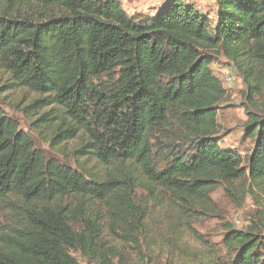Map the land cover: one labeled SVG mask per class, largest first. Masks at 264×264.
Listing matches in <instances>:
<instances>
[{
	"label": "trees",
	"instance_id": "obj_1",
	"mask_svg": "<svg viewBox=\"0 0 264 264\" xmlns=\"http://www.w3.org/2000/svg\"><path fill=\"white\" fill-rule=\"evenodd\" d=\"M119 3L0 0V90L40 98L53 149L78 140L73 167L0 112V264H264L255 225L219 245L191 228L211 191L264 182V0H215L214 21ZM220 58L244 87L246 165L219 145Z\"/></svg>",
	"mask_w": 264,
	"mask_h": 264
},
{
	"label": "rangeland",
	"instance_id": "obj_2",
	"mask_svg": "<svg viewBox=\"0 0 264 264\" xmlns=\"http://www.w3.org/2000/svg\"><path fill=\"white\" fill-rule=\"evenodd\" d=\"M121 8L128 14L136 12H145L150 15L155 14V10H151L144 6L146 3H160L163 0H118ZM184 2L186 0H183ZM192 3H205L199 0ZM206 3H213L208 0ZM155 5V4H153ZM201 6V4H198ZM206 8H212L206 6ZM153 9V8H152ZM229 68L233 73V81L228 82L223 75V69ZM211 70L218 80L222 83L226 91V98L220 105L217 121L220 125L218 134L219 145L223 149H229L237 153L246 165L247 158L250 156L253 148V141L244 138L243 124L246 122L245 109L246 101L241 96L244 90L241 78L238 72L231 67L224 58H220L217 64L211 66ZM6 79L0 75V87L3 86V80ZM37 99L36 94L22 89L6 91L0 90V112L8 119L14 121L18 128L25 131L36 147L50 154V156L58 158L60 161L70 163L75 167L71 155L72 149L78 145V140L61 145L59 150L50 146V139L47 132L42 129H36L33 123L38 118L35 113L30 110L29 106ZM44 111H47L44 110ZM78 161L76 163H80ZM85 167V166H84ZM239 186L233 187V191L228 192L224 185L219 186L211 191L209 197L212 202L208 212L196 214L193 216L191 224L192 231L201 236L205 241L219 245L227 229L232 227L236 230H246L255 225L259 232L264 235V182L258 185H251V192ZM236 187V188H235ZM235 188V189H234ZM5 223V218L0 214V225ZM73 258L79 264H87V261L78 254L73 253Z\"/></svg>",
	"mask_w": 264,
	"mask_h": 264
},
{
	"label": "crops",
	"instance_id": "obj_3",
	"mask_svg": "<svg viewBox=\"0 0 264 264\" xmlns=\"http://www.w3.org/2000/svg\"><path fill=\"white\" fill-rule=\"evenodd\" d=\"M164 1V0H163ZM162 1V2H163ZM183 1V0H182ZM200 2H205V3H198V4H201V6H199L198 4L196 3H192L193 1H183L184 3H189V4H192L194 5V7L201 13V14H204V15H207L209 17V19L211 21H214L215 18H216V4H215V0H212L213 3H206V2H209L208 0H199ZM161 2V4H162ZM155 4V5H153ZM160 3H146L144 6H146L147 8L151 9V10H155L156 12V9L161 5ZM206 6L208 7H212V8H206ZM153 8V9H152ZM136 11H133V13H135ZM154 12V13H155ZM131 13V14H133ZM129 14V15H131Z\"/></svg>",
	"mask_w": 264,
	"mask_h": 264
},
{
	"label": "built area",
	"instance_id": "obj_4",
	"mask_svg": "<svg viewBox=\"0 0 264 264\" xmlns=\"http://www.w3.org/2000/svg\"><path fill=\"white\" fill-rule=\"evenodd\" d=\"M231 70H232V68H231ZM229 68H224L223 69V75L226 77V80L228 81V82H230V84H231V82L233 81V79H234V77H233V73H232V71H231Z\"/></svg>",
	"mask_w": 264,
	"mask_h": 264
}]
</instances>
